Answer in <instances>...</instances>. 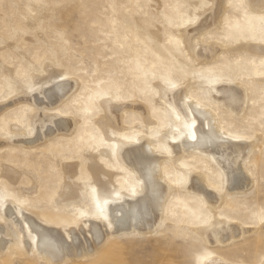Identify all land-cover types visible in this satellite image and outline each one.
I'll return each instance as SVG.
<instances>
[{
    "label": "rangeland",
    "instance_id": "1",
    "mask_svg": "<svg viewBox=\"0 0 264 264\" xmlns=\"http://www.w3.org/2000/svg\"><path fill=\"white\" fill-rule=\"evenodd\" d=\"M233 2L224 4L220 20L198 32L200 20L213 14L212 0H0V217L12 201L56 225L102 219L103 193L113 198L141 188L136 174L111 157L116 152L110 143L147 135L158 142L175 130L177 109L165 95L170 97L167 88L184 86L217 112L223 130L252 141L244 163L252 183L241 193L227 190L223 160L205 151L185 155L186 166L166 157L170 170L163 169V179L174 189L156 230L109 235L93 256L64 264H201L211 255L227 264H264V73L258 75L264 69L255 68H264V60L248 47L262 39L258 17L264 12L248 5L251 31L241 33L236 24L245 23L243 12L237 16L229 7ZM194 35L219 55L208 51L212 58L204 61L206 51L200 45L194 51ZM51 75L76 82L54 106L37 89ZM214 78L226 79V90L236 83L247 89L243 110L221 102L233 98L228 94L214 92L220 101L210 94L206 80ZM40 98L44 104L38 105ZM112 101L125 105L118 120L107 110ZM48 116L49 128L36 122ZM61 118L73 123L71 131L53 132ZM35 135H41L37 141ZM185 167L205 174L220 218L238 221L243 235L221 243L198 232L213 214L204 197L183 184ZM213 230L221 237L225 227ZM7 247L0 264H51L22 248L20 240Z\"/></svg>",
    "mask_w": 264,
    "mask_h": 264
},
{
    "label": "bare ground",
    "instance_id": "2",
    "mask_svg": "<svg viewBox=\"0 0 264 264\" xmlns=\"http://www.w3.org/2000/svg\"><path fill=\"white\" fill-rule=\"evenodd\" d=\"M227 1L212 0L210 12L212 11L213 14H210L208 17L204 15L207 18L200 20L199 24H201L198 26V32L203 30V27L207 26L208 23L220 20L218 18L221 17L220 14L223 12V6ZM245 2L255 11L264 12V0H247ZM194 28L196 30V27ZM195 42L194 51L201 44L200 38L196 37ZM200 47L201 51H206L205 54L202 52L205 55L204 61L212 58L210 57L211 54H208V51L213 53V57L216 54L219 55L217 47L214 49L210 45H206L205 47L200 45ZM248 47L251 52L264 60V43L260 41ZM257 67H260L261 71L264 69L261 64L255 66L256 69ZM261 73L264 72H260L258 75ZM60 78L61 76H47L40 80L37 86V89H41V93H47V99L51 101L50 103L53 106L63 102L73 92L75 87L76 82L74 79L61 80ZM225 81L226 79L223 78L206 80L209 85L210 94L218 101L223 97L219 96L218 98L214 92L220 93L221 91L223 94H228L227 97L232 96L233 98L229 100L223 98L221 102L228 107L236 106L235 110L237 107L239 110H243L248 98L247 89L240 83H236L229 90H226L224 87L228 84L224 86ZM46 85L50 86L43 91L42 89ZM218 85L220 86L218 87ZM183 87L172 86L167 88V91L170 92V97L168 94L165 95L169 98V107L177 109L175 117H180V124L174 128L175 130H167L166 134L158 137V139L156 138L158 142L153 141L154 136L147 135L139 139L117 141L115 144L110 143V146L116 152V155H111V157L116 158L118 163L124 164L131 173L136 174L140 179L141 188L139 190L134 193H121L113 198H109L103 193L105 198L104 217L100 219L97 216H89L79 224L56 225L43 220L22 206L15 205L12 201L6 202L3 207L5 216L4 218L0 217V251L10 246L13 240L16 239L20 240L22 248L34 254L38 253L44 262L64 264L70 260L77 261L93 256L103 247L109 235L116 234L117 236L118 234L132 231H140L144 234L153 233L166 212V201L174 189L167 182V179V181L163 179V169L170 170L169 164L166 165V160L164 161L166 157L170 158L172 164H177L176 161L180 160V164L186 166L188 165V158L184 160L183 157L189 153L205 151L213 155L215 159L217 155L220 161L223 160L221 164L225 172V187L227 190L236 194L243 192L252 183L250 173L246 171V167L244 166L245 160L252 151V141H249L248 138L232 139L236 136L227 133V130H223L217 112L211 106H204L200 101L199 103L195 96L192 97L188 94L189 90L187 87ZM35 96L37 95L33 94V97ZM38 100V105H41L43 103L42 99ZM124 106L123 102L112 101L107 110L112 113V117L118 120V118H121V109ZM36 112L39 115V111L37 110ZM50 116L42 117L36 122L40 123L41 127H46L45 125L47 123L50 124L49 122L52 120L51 117L53 115ZM193 119L196 121V127L192 131L196 133L197 140L190 138L188 134L189 129L185 127V123L190 124ZM56 121L59 120L57 119ZM53 122L54 126L57 124L53 132L60 131V129L70 130V128H73V123L64 118H61L56 124L54 120ZM36 131L38 133L40 130ZM220 137H224V139H220ZM29 141H35V138L34 140L29 138ZM107 153L109 154V152ZM174 153L176 154L174 155ZM175 158L176 160H174ZM184 173L183 184L187 189H194L199 195L204 197L213 214V221L200 226L197 229L198 232L207 241L214 239L211 236L213 234L216 236V241L221 243H230L240 237V235H243L245 231L242 230L243 226L238 221L220 218L217 207L218 198L210 189L214 186L206 181L205 174L202 171H191L188 167L184 168ZM168 175L169 178H172L171 174L168 173ZM104 191L110 192L111 190L109 186L106 187L104 185ZM213 225L225 227V230L221 231V237L216 235L217 230H213L210 234L209 229ZM18 259L15 256V260L17 261ZM201 264H227V262L223 257L211 255L208 258L202 259Z\"/></svg>",
    "mask_w": 264,
    "mask_h": 264
},
{
    "label": "snow or ice",
    "instance_id": "3",
    "mask_svg": "<svg viewBox=\"0 0 264 264\" xmlns=\"http://www.w3.org/2000/svg\"><path fill=\"white\" fill-rule=\"evenodd\" d=\"M203 6L204 7H210V5L207 3H205ZM229 7L236 9L237 16H239L241 14V12H243V17H244L245 23L241 24L238 21L236 24L237 30L241 33L246 32V31H251V26L247 23V21H248V12H247L248 5H246L244 3V0H234L233 3H230ZM258 19L260 20L261 25L264 26V14H262L260 17H258ZM190 22H194V21H190ZM227 22L229 24H231V19H228ZM261 35H262L261 43H264V31H262ZM253 39H254V37H253ZM60 79L63 80L65 78L61 77ZM177 119L179 120L180 117L177 116ZM185 127H187L189 129L188 134L190 135V138L192 140H197L198 137H197L196 133L194 131H192V129H195V127H196V121L193 119V120H191L190 124L186 122ZM220 139H224V137H220ZM232 139L239 140V139H241V137L237 136V137H233Z\"/></svg>",
    "mask_w": 264,
    "mask_h": 264
}]
</instances>
